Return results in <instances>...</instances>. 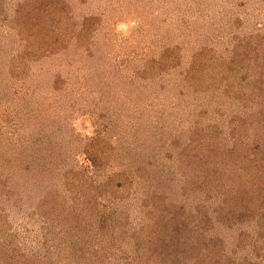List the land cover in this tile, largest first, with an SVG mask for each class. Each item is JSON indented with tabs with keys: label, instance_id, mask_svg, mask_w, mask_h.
<instances>
[{
	"label": "rangeland",
	"instance_id": "obj_1",
	"mask_svg": "<svg viewBox=\"0 0 264 264\" xmlns=\"http://www.w3.org/2000/svg\"><path fill=\"white\" fill-rule=\"evenodd\" d=\"M0 264H264V0H0Z\"/></svg>",
	"mask_w": 264,
	"mask_h": 264
}]
</instances>
